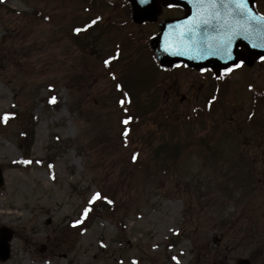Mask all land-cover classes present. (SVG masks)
<instances>
[{
  "label": "rangeland",
  "instance_id": "rangeland-1",
  "mask_svg": "<svg viewBox=\"0 0 264 264\" xmlns=\"http://www.w3.org/2000/svg\"><path fill=\"white\" fill-rule=\"evenodd\" d=\"M108 1L115 5L103 13L109 23L105 36L82 47L72 33L87 23L84 0H0V227L13 234L10 258L0 264H236L246 259L254 239H246L245 232L255 233L257 241L264 236V173L242 171L253 159L241 155L242 139L237 141L233 125L252 113L241 74L231 81L238 89L219 92L210 108L205 103L213 82L206 73L180 66L170 80L155 75L161 94L171 97L166 94L164 101L159 95L152 119L128 130L124 97L114 79L121 68L146 73L147 64L137 61L155 27H123V1ZM114 57L121 66L111 72L105 61ZM194 108L198 119L187 125L180 116ZM255 110L251 120L264 119V107ZM165 112L174 129L162 121ZM33 118L27 152L21 133ZM158 130L177 150V159H152ZM210 140L221 148L216 157L202 153ZM199 143L203 148L195 154ZM20 159L30 161L29 167H12ZM96 193L112 206L91 223L82 212L86 206L98 210L97 202L89 205Z\"/></svg>",
  "mask_w": 264,
  "mask_h": 264
},
{
  "label": "water",
  "instance_id": "water-1",
  "mask_svg": "<svg viewBox=\"0 0 264 264\" xmlns=\"http://www.w3.org/2000/svg\"><path fill=\"white\" fill-rule=\"evenodd\" d=\"M132 9V20L135 23L153 22L160 13V5L183 7L182 19L163 21L159 32L150 38V49L160 67L171 68L185 63L189 68L202 70L209 68L215 76L228 67L243 61L250 66L255 60L264 56V21L253 23L255 30L249 32L243 25L246 17L225 18L226 9L222 3L212 11L218 12L221 19L215 17L208 24L193 25L190 22L201 12L198 0H128ZM252 14L258 15L253 6L248 7ZM191 28L189 33L187 30ZM231 35V42L226 43ZM0 169V187L3 185ZM13 234L7 227L0 228V261L5 262L10 256V245Z\"/></svg>",
  "mask_w": 264,
  "mask_h": 264
},
{
  "label": "trees",
  "instance_id": "trees-1",
  "mask_svg": "<svg viewBox=\"0 0 264 264\" xmlns=\"http://www.w3.org/2000/svg\"><path fill=\"white\" fill-rule=\"evenodd\" d=\"M100 2L98 7L96 4ZM106 0H84L83 3V11L88 14V20L86 21V25L81 29L80 32H77L76 29H73L72 40L77 45L82 47L88 46L89 43H95V41L99 40L103 36H105L104 28L109 24L104 17L103 13L108 8L107 5H104ZM127 21L124 23V26H127V23H130L129 17H126ZM92 21H96L94 24ZM147 49V48H146ZM109 63L105 64L106 68L109 71L114 72V69H118L121 65V59L112 58L108 59ZM138 64L144 63L147 64L145 68L146 73L142 72L141 74H136L133 72L130 67L128 69L123 70L122 68L119 71V77L114 79V86L120 90L121 96L124 97L123 103H121L122 109L128 114V118L131 119L128 122V130H132L137 124L144 122V125L148 119L150 121L152 117L150 112L153 110L154 105L153 102L159 98L161 94V89L158 87L157 83L153 81L155 75L160 74L162 77L164 76L166 79H171V71L160 69L155 63L152 52L148 49L146 51H140ZM114 68V69H113ZM114 70V71H113ZM154 73V74H153ZM128 79V80H127ZM119 85L120 87H117ZM165 91V90H164ZM13 114L10 113L9 117ZM162 121L167 123V127L173 128L174 125L171 122L172 117L168 113L165 112ZM36 125V120L33 118L30 122H28V127L21 133V139L27 141V152L28 148L31 147V141L33 139V130ZM148 125V124H147ZM173 126V127H172ZM159 131V130H158ZM160 132V131H159ZM163 133L160 132L159 136H154L153 146L151 147V156L154 162L165 163L170 159H177V150H175L174 146L168 140H165L162 137ZM172 141H179L180 139L177 137H171ZM26 159L28 157H25ZM12 167L24 168L29 167V163H25V161H16L11 164ZM96 202L99 204L98 210L89 212L88 217L89 221L92 223L98 214L103 212H108L111 210V203H108L106 197H100L96 199Z\"/></svg>",
  "mask_w": 264,
  "mask_h": 264
},
{
  "label": "flooded vegetation",
  "instance_id": "flooded-vegetation-1",
  "mask_svg": "<svg viewBox=\"0 0 264 264\" xmlns=\"http://www.w3.org/2000/svg\"><path fill=\"white\" fill-rule=\"evenodd\" d=\"M253 3L255 4L256 10L261 14H264V0H253ZM183 13V9L179 7L171 6L170 8H163L160 16L157 18L158 21L151 25L157 29L160 21L171 18H180L182 17ZM230 70L231 71L228 69V71L222 76L218 77V79H215L211 72L209 73L212 75L211 77H213L210 79L211 82H213L212 89L209 90L210 94L213 96H218L220 94L219 92L232 93L231 81L235 75L240 73L242 81L240 88L243 87L245 92H248L249 103L254 109H258V107H264V78L262 79L264 73V58L256 61L250 67L246 66L244 63H239L236 67L230 68ZM234 88L235 92V90L238 88ZM183 97L185 99V96ZM194 111H196L195 108ZM233 112H235L234 109ZM234 120L233 125L237 133V136L235 135L236 139L237 141L238 139H242V141L239 142V147L242 150L241 155L244 154L247 158H250L251 160L253 159L252 165L250 167H244L242 171L245 170L251 174L264 173V119L242 120V122ZM243 131L248 132V134L241 135ZM211 144L212 141L210 140L207 147H204L205 151H202V153H209L212 157H216L217 154H221V148L211 146ZM201 146L202 144L199 143V145L196 146L197 150L193 152L198 154L203 148ZM187 148L188 146L186 149ZM241 155L240 157H243ZM255 204L256 205H254L252 208V213H254L253 215L258 213V207H256L258 203L256 202ZM245 233L246 239L252 236L251 238L254 239V241L249 245V247L245 249V251H248L247 258L238 260L236 264H264V236L261 237L262 240L257 241L255 240V233L249 232L248 230ZM224 239V237L219 239L217 243L218 247L221 245Z\"/></svg>",
  "mask_w": 264,
  "mask_h": 264
},
{
  "label": "snow or ice",
  "instance_id": "snow-or-ice-1",
  "mask_svg": "<svg viewBox=\"0 0 264 264\" xmlns=\"http://www.w3.org/2000/svg\"><path fill=\"white\" fill-rule=\"evenodd\" d=\"M219 3H222L226 9L225 18H234L237 16L246 17L244 20L243 25H240V27L245 28L249 32L255 31L252 28V24L256 23L259 24L260 22L264 21V16L262 17H256L252 14L251 10L247 7V0H219ZM198 7L201 9V12L198 14L197 17H194L193 20L190 22L194 26L199 23L208 24L210 22V19L204 18L205 16L211 18L215 17L216 19H221L220 14L218 12H214L212 10L216 9L218 7V0H198ZM96 21H92L94 24ZM77 32H80L81 29H76ZM189 33L192 31L191 28L187 30ZM231 35H235V32H232L228 38L226 43L231 42ZM109 63V61H105V64ZM229 71H231L229 69ZM117 87H120L117 85ZM123 103V102H122ZM10 114H4L3 121L6 122L9 118ZM131 117L125 119L123 121L124 124H128ZM127 133L125 132V135ZM136 157L133 156V159ZM25 163H30V161H25ZM100 198V194L96 193L92 197V199L89 201V205H91L96 199ZM108 203H112V201H108ZM91 211V208L89 206H86L83 209L82 216L86 218ZM82 221H77L76 223H81ZM173 259H176L175 257Z\"/></svg>",
  "mask_w": 264,
  "mask_h": 264
}]
</instances>
